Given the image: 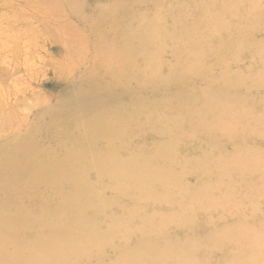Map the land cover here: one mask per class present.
I'll use <instances>...</instances> for the list:
<instances>
[{"label": "rangeland", "instance_id": "obj_1", "mask_svg": "<svg viewBox=\"0 0 264 264\" xmlns=\"http://www.w3.org/2000/svg\"><path fill=\"white\" fill-rule=\"evenodd\" d=\"M34 1L35 0L28 1V4L30 5L29 16L31 17V20L32 17L34 19V21L32 20V24L28 28L29 32L27 31L28 35L26 36L27 45L28 43L30 45H28V60L30 58V67L28 72L23 69L24 57L22 56V41H18V38H15L17 37V31L18 33H20L21 31V28L19 27L20 25L15 26V28L9 27L10 29H8V27H5L4 34L7 35L8 39L4 38L6 37V35H1V47L3 48L4 45L8 47V45H10L11 49L8 50L10 57L7 58L1 55L2 60L5 58L7 59L1 61L3 65H1L0 62V94L2 95H0V110L2 111H0V122H2L0 123V142L3 143H0V148L2 147V149H0V155H2L0 158V162L3 161V164L0 163V172L2 171V173H0V186H2L0 187V191L3 189L0 192V199L4 196V194V197H6L0 200V207L2 208V211L0 210V228L3 226V229H0V264H188L189 262V264H263L264 89L259 88V86L261 87L262 84V87H264V0H139L141 2H137L138 0H103V2L102 0H80V2L79 0ZM59 1L62 3H59ZM111 2H113L114 4L111 5ZM58 4L62 5L58 7ZM77 4L81 9L77 6ZM95 5L97 6L94 7ZM46 6H51L53 11L55 12V15L54 13L51 14L53 12L52 10L51 12H48V10H50L51 8H48ZM72 7H74V9ZM104 7L106 9H104ZM73 10H75V12H73ZM152 10H155L156 18L153 13L154 11L152 12ZM63 11H67V13L65 12L63 14ZM71 11L73 13H70ZM81 14H84V16H82ZM35 17H38L40 20L37 21L38 18L36 19ZM141 18L149 19V26L148 28L143 30L145 34L141 30H139V34L137 33L138 35L136 34L134 36L132 35V32L141 21ZM56 19H58V21ZM114 19L116 20L114 21ZM39 21H43L45 25H39ZM51 21L54 23H52ZM92 21L97 24H93ZM99 21H103V23ZM66 22L70 25H68ZM92 24L95 25V29L94 27H90L93 26ZM54 29L55 32L53 31ZM88 29H92L93 31H90ZM65 30H67V32H65ZM35 31L38 32L36 33ZM96 31L98 34L96 33ZM8 32L10 35L8 34ZM30 32L31 34L29 35ZM34 33H36V35ZM32 34L33 36H31ZM52 34L55 37H53ZM126 35L127 41L124 40ZM130 35H132V37L131 39H128ZM34 36H37L38 38ZM64 37H66L68 40ZM13 38H15L16 42ZM227 38L231 39L234 42L233 46L223 47V45L225 44L224 41ZM79 39L82 41L79 42ZM239 39L242 41V46H240L241 44ZM30 40L32 41L30 42ZM122 40L127 42L129 51H132L133 53L138 49L141 42L144 44L145 52L141 57L138 58V63L140 67H145V71L139 66H134V64L130 66L131 69L135 70V72H132L133 74L131 73V75L136 76V78L138 77L131 84L133 88H136V92L134 91L132 94H127L130 97H127V95L122 97V99H120L121 103L117 102L116 104H108L107 109H109L105 110L106 113L103 114L105 112L103 111V108L106 109V107H103L101 110V107L89 106L87 105V103H93V101L101 91V86L103 87V91L107 89L103 85L104 83L102 74H104L105 72L103 70V64L109 62L108 64L110 65L111 59H108L107 57L105 59L106 55H104V52L107 50V48L109 47L108 45L111 42L120 45L122 43ZM37 41L40 43H38ZM39 45L43 50L38 47ZM62 46L65 47L63 48ZM16 48L19 51L15 50ZM32 48L35 49V52ZM234 48H236V50H234ZM150 50H155V55L154 51L151 52ZM106 52H108V50ZM99 55L102 57H100ZM168 61L171 64H169V66ZM37 62L39 65L37 64ZM5 63L7 64V66L4 67ZM146 63L149 65H147ZM101 64L102 67H100ZM153 64L154 66H156L155 69H153L154 67L151 68ZM32 65L34 67H32ZM146 67L149 70L146 69ZM193 67L195 69L193 72H191L190 69ZM230 67H232L233 70L230 73L232 75L227 76L226 78L221 77L223 75V72H228V69ZM235 68H238L237 71ZM94 69L95 71H93ZM152 69L154 70L153 72H151ZM142 70L145 73H142ZM156 70L158 71V73H156ZM6 71L9 72V75H7L8 72L6 73ZM87 71L90 75L87 74ZM91 71L92 73H90ZM148 71L151 73H149ZM139 73L141 75H139ZM154 73L157 75L155 76ZM85 74H87V77ZM167 74L173 75V77H171L170 79L161 80V78L163 76H166ZM255 75H257V77ZM88 76H92L89 77L92 82L88 78ZM241 76L242 78H244V80H242ZM14 77H19V79ZM80 77L81 79H79ZM235 77L237 78V80ZM13 79L15 80V82ZM158 80L161 82H159ZM255 82L257 83L254 84ZM69 83L71 86L69 85ZM96 86H98V88H96ZM69 87L70 90H68ZM155 87H157L158 89H156ZM21 88L23 89L22 91ZM247 88L250 91H247ZM75 90L78 91L76 92ZM117 90L118 89L115 88L113 92L116 91L115 93H119ZM150 90L152 91L150 92ZM162 90L164 92H162ZM233 90L237 94H235ZM66 92L68 95L66 94ZM78 92L82 93L79 94ZM204 92L208 96H205ZM7 93L9 96L7 95ZM59 94H61L60 98L62 100H59ZM139 94L143 95L142 98L138 97ZM225 94L227 97L225 96ZM144 95H146L148 98H145L146 96ZM158 95L162 99H160ZM153 96H155V98ZM78 97H80L81 99H86L81 100ZM19 100L22 102H20ZM204 100L207 101V106L205 104L206 101ZM134 101L135 103L138 101V105H136ZM142 101H144V103ZM169 101L170 103H168ZM56 102H59L57 103L58 105L55 104ZM81 103H83L84 106H81ZM139 103L141 104L140 107L142 109L138 108L140 105ZM61 104L64 105L62 106ZM76 104L78 105L76 106ZM119 104L121 105V107ZM73 105L76 108H73ZM114 105L116 106L114 107ZM122 105L123 110H125L124 112H122ZM158 105L160 107H158ZM166 105L168 106L167 108L165 107ZM44 106L49 109H46ZM69 106H71L72 108ZM144 106H147V108ZM25 107H27L28 109H25ZM53 107L57 108V110L55 108L52 109ZM137 108L140 109V111ZM43 110L48 111L43 113ZM116 110L118 111V113L116 112ZM89 111L91 113H89ZM113 111L115 112V114H113ZM134 111L136 114L133 113ZM242 111L244 112L242 113ZM53 112L56 114L54 115ZM100 112L105 117H109L113 122L107 121V118L106 120L105 118L103 119L102 117L104 116H100ZM139 112L141 113L139 114ZM198 112L200 114L199 116ZM94 113L98 114L95 115ZM120 113L123 114L124 119L128 121L125 122L124 119L120 121V119L123 118ZM143 113L146 116H144ZM48 114L50 116H48ZM42 115H44L45 117ZM56 115L57 117H55ZM128 115L132 117L131 119L133 121L129 120L130 117H128ZM81 116L84 118L82 119ZM94 116L95 120L93 119ZM110 116H114L113 119ZM116 116L120 118L118 119L119 122L116 121ZM134 116H138L137 119ZM202 116L204 117V119ZM49 117L51 118V120ZM155 117L157 120L155 119ZM97 118L101 119L103 124L102 122H99L101 120ZM79 119H81L82 122ZM89 119L90 121H88ZM148 119L152 124L151 126ZM135 120H137V123L135 122ZM152 120L156 121L153 122ZM53 121L55 124L53 123ZM157 121H160L159 124ZM75 122H77L78 125L74 124ZM80 122L83 126L80 124ZM86 122L91 123L89 126H86ZM132 122H134L136 125H138L140 122L142 123L141 125L136 126ZM161 122L163 123L160 124ZM50 123H52L53 126H49L52 125ZM146 123L149 125H146ZM107 125H111V127L115 129L110 128L109 126L107 128ZM123 125L126 129L123 127ZM127 125L130 127H128ZM76 126H79V128H77ZM116 126H122L123 131L121 127L117 128ZM52 127L53 129H51ZM159 127L160 130L157 129ZM70 128L71 130H68ZM5 129H7V132ZM40 129L41 131L44 130L45 132H41ZM87 129L90 133V136L87 132ZM90 129H92L93 131L95 130V132L97 131L96 136H92V134H94L95 132H90ZM111 129H113V131ZM31 130L32 133L29 134ZM116 130L118 132L120 131V135ZM102 131L106 135L103 134ZM183 131H185L186 133ZM124 132L128 135H125ZM79 133H81L82 135ZM111 133H113L114 136ZM83 134H86L87 143L85 138L83 140H79L80 138H83ZM100 135L101 137L98 138ZM115 135L117 137H115ZM14 136L16 139L14 138ZM38 136L40 140L38 139ZM64 136H66L67 138ZM111 136L114 139L116 138L117 140H122L120 141V143H118L116 139L115 141L114 139L111 140ZM119 136L122 137L119 139ZM72 137L77 140H74ZM88 137L89 139L90 137L91 139H93L88 140ZM129 138L132 140H130ZM161 139L162 141L165 140V143H163ZM231 139L233 140V142H231ZM28 140H30V143L28 142ZM73 140L77 142L80 141L81 143L79 142V145L75 144L70 147V143H72ZM17 141H19V143ZM22 142L23 144H21ZM58 142L60 146L58 145ZM127 142H129V144ZM37 143L39 144V146L41 145L40 148H44L38 150V153L36 151L37 149H39ZM107 143L109 145H107ZM117 143L120 146L122 143L124 145L122 144L123 146L120 147ZM43 144L46 147H43ZM84 144H87L86 146L89 147V149L86 146V148H84ZM90 144H92L93 147ZM94 144H96L99 148L97 146H94ZM115 145L116 147L117 145L119 147L115 148ZM6 146L11 150H9ZM20 146L23 147V149ZM66 146H69L68 149ZM35 147L36 150L34 149ZM49 147H51V149L47 150L46 148ZM138 147L140 148L138 149ZM195 147L196 149H194ZM121 148L125 151H123ZM199 148H201L202 150ZM5 149L7 152H9L8 155L10 156L8 157L10 159L6 156L7 152L5 154ZM79 149L83 150H80L79 153ZM96 149L99 152V156L96 153ZM49 150H52L51 153L48 152ZM108 150H110L111 154L109 153V156H111L112 158H108V153L107 156L105 155V152H109ZM1 151H3L4 153ZM19 152L21 153V155ZM77 152L79 155H77ZM81 153L84 155V157H82L83 155ZM116 153L117 157L115 156ZM155 153L157 154L155 155ZM206 154L208 156H206ZM14 155L20 157V160L18 158V162H15V160H17L16 158L13 159ZM36 155L38 156L35 159ZM45 156L47 157V159ZM65 156H67V158ZM79 156L82 160H80V158H77ZM90 156L91 159H89ZM120 156L122 157V160H124H120L122 163H124V166L121 163L117 162V160L119 161V159H121H117ZM124 156H128V159ZM160 156H162L161 158L163 159V161L161 160V158H159ZM26 157L29 160H27ZM38 157L40 159L44 157L45 159L41 162ZM85 157H87L88 159L86 158L87 160H84ZM105 157L106 159L104 161ZM21 158H23V160H25V162L27 163H23L24 161ZM61 159L63 161H61ZM77 159L79 160V162ZM107 159H109L110 162ZM111 159L113 162L114 159H116L115 162L117 164H114L115 162L112 164ZM37 160L40 162H38ZM88 160L91 161L89 162ZM28 161L31 164L30 166ZM32 161L34 162L32 163ZM4 162L6 164H4ZM14 162L16 164L18 163V166ZM126 162L128 163V165L126 164ZM35 163L37 164V167ZM66 163L68 168L65 165ZM97 163L100 166H98ZM23 164L27 166H24V169L22 168ZM61 164L63 165V168L61 167ZM85 165L88 166L87 168L89 170H91L89 171L87 168H85ZM117 165L119 169L121 168V170L117 169ZM92 166L94 167L92 168ZM130 167L134 168L132 169ZM18 168H20V170ZM28 168L31 170H29ZM52 168H54L55 170ZM38 169H40V171ZM45 169L48 172H46ZM63 169L66 170L64 171ZM104 169H106V171H104ZM13 170L17 173H13ZM81 170L83 174L81 173ZM109 170H111L112 172ZM115 171L119 173V176H117L118 174ZM26 173L27 175H25ZM107 173L112 177L108 176ZM201 173L203 174L201 175ZM247 173L248 176L245 175ZM7 174L8 176L11 175V177L13 178H10V176L8 178ZM17 174H19V176ZM74 174L76 178L74 177ZM98 174L100 177H98ZM118 177H120V179ZM18 178L21 181H18ZM3 180L4 182H2ZM25 181H27V183ZM157 182H159L160 184L158 183V185L156 186ZM216 182H218L219 184H216ZM236 182H238V185H236ZM51 183L54 185H52ZM9 184L10 186L12 185V187H10ZM127 185L129 186V188L132 187V190L128 189ZM234 186H236V190L233 189ZM95 187L97 188V190ZM76 190L80 193V195H78V192ZM237 190L240 192H238ZM87 192L89 195L85 194ZM9 193H11L10 196ZM114 195V199L117 200H113L112 197ZM7 197L8 202H6V206L5 201L7 200ZM96 198L98 199V202L95 201L97 200ZM90 199L93 204H90V201H88ZM78 200L79 202H77ZM109 200L111 201L109 202ZM137 200H140L142 202H138ZM101 201L103 205L100 203ZM114 201L116 202L115 205ZM95 202L96 204L94 205ZM13 207L17 209H14ZM90 207H92L93 212L91 211L92 209ZM95 207L99 208L96 209ZM97 210L100 211L97 212ZM145 211H147L148 213ZM139 212L140 214H138ZM3 213L4 216H2ZM92 215H94V218H96L94 219ZM8 216H12L13 218H8ZM123 220H127L128 223ZM24 221L26 224L24 223ZM178 223L179 225L177 226ZM125 224L127 225L124 226ZM5 225L7 229H11V231L5 229ZM12 226L13 228H11ZM14 228L17 230H14ZM37 228L42 230L40 231ZM5 230H7L6 234ZM99 234L102 235L100 236ZM103 234H105V236ZM155 234L157 235V237L155 236ZM160 235L162 236V238ZM108 236H110V239H108ZM79 240H81L82 243H80ZM34 244L36 246H34ZM169 244H171L172 246ZM190 245L192 247L191 250L189 249ZM38 246L40 247L38 248ZM117 246L120 247L118 248ZM112 247H114L115 249ZM125 247L129 252L125 251ZM131 249L133 250L131 251ZM104 252H106L108 255ZM100 254L101 256H99ZM43 255L46 260L43 259L44 257L41 258ZM135 255L136 257H134ZM129 257L131 261L128 260ZM253 259H256V261H254Z\"/></svg>", "mask_w": 264, "mask_h": 264}, {"label": "bare ground", "instance_id": "obj_2", "mask_svg": "<svg viewBox=\"0 0 264 264\" xmlns=\"http://www.w3.org/2000/svg\"><path fill=\"white\" fill-rule=\"evenodd\" d=\"M28 1H29V0H28ZM28 1H27V0H1V1H0V4H1V5H0V43H1V39H2V38H1V35L4 34L5 27H8V29H10L9 27H13V28H15V26L20 25L19 27L21 28V31H20L21 34L18 33V31H17V33H16V36H17V37H15V38H18V39H17L18 41H19V40L22 41V46H23V49H22V56L24 57V58H23V69H24L26 72H28L29 67H30V66H29V65H30V61H29L30 58H29V60H28V45H29V43H28V45H27V42H26V36L28 35V34H27V31H28V28L30 27V25L32 24V20L34 21L33 17H32V20H31V17L29 16V15H30V14H29V12H30V11H29V7H30V5L28 4ZM31 1H32V0H31ZM35 1H36V0H35ZM35 1H34V2H35ZM37 1H38V0H37ZM45 1H46V0H45ZM77 1H78V0H77ZM100 1H101V0H100ZM106 1H107V0H106ZM112 1H113V0H112ZM121 1H122V0H121ZM142 1H143V0H142ZM26 2H27V4H26ZM79 2H80V0H79ZM94 2H95V1H94ZM102 2H103V0H102ZM108 2H109V1H108ZM114 2H115V1H114ZM116 2H117V1H116ZM132 2H134V1H132ZM137 2H141V1L138 0ZM173 2H174V1H173ZM199 2H200V1H199ZM202 2H203V1H202ZM259 2H260V1H259ZM37 3H38V2H37ZM51 3H52V2H51ZM59 3H62V2L59 1ZM63 3H64V2H63ZM66 3H67V2H66ZM77 3H78V2H77ZM176 3H177V2H176ZM49 4H50V3H49ZM69 4H70V3H69ZM72 4H74V3H72ZM106 4H107V3H106ZM106 4H105V5H106ZM112 4H114V3L111 2V5H112ZM124 4H125V3H124ZM132 4H133V3H132ZM38 5H39V4H38ZM44 5H45V4H44ZM58 5H59V4H58ZM58 5H56V6H58ZM60 5H62V4H60ZM60 5H59L58 7H60ZM79 5H80V4H79ZM164 5H165V4H164ZM70 6H71V5H70ZM77 6H78V4H77ZM96 6H97V5H95L94 7H96ZM123 6H124V5H123ZM155 6H156V5H155ZM196 6H197V4H196ZM46 7H48V6H46ZM49 7L51 8V6H49ZM49 7H48V8H49ZM78 7L80 8V6H78ZM37 8H38V7H37ZM72 8L74 9V7H72ZM88 8H89V7H88ZM99 8H100V7H99ZM128 8H129V7H128ZM163 8H164V7H163ZM167 8H168V6H167ZM173 8H174V7H173ZM35 9H36V8H35ZM38 9H39V8H38ZM63 9H64V8H63ZM63 9H62V10H63ZM77 9H78V8H77ZM80 9H81V8H80ZM80 9H79V10H80ZM104 9H106V8L104 7ZM108 9H109V8H108ZM164 9H165V8H164ZM4 10H6V11H4ZM51 10L53 11V9L51 8L50 10H48V12H49V11L51 12ZM155 10H156V9H155ZM155 10H152V12L154 11V12H153V13H154V16L156 15V14H155ZM252 10H254V9H252ZM39 11H40V10H39ZM69 11H70V10H69ZM88 11H89V10H88ZM92 11H93V10H92ZM143 11H144V10H143ZM179 11H180V10H179ZM65 12L67 13V11H65ZM65 12L63 11V14H64ZM73 12H75V10H73ZM73 12L71 11L70 13H73ZM99 12H100V11H99ZM115 12H118V11H115ZM132 12H133V11H132ZM165 12H166V11H165ZM175 12H176V11H175ZM53 13H54V15H55V12H54V11H53L51 14H53ZM78 13H79V12H78ZM80 13H81V12H80ZM94 13H95V12H94ZM146 13H147V12H146ZM171 13H172V12H171ZM252 13H253V12H252ZM41 14H42V13H41ZM47 14H48V13H47ZM74 14H75V13H74ZM92 14H93V13H92ZM101 14H102V13H101ZM118 14H119V13H118ZM253 14H254V13H253ZM48 15H49V14H48ZM81 15H82V14H81ZM102 15H103V14H102ZM105 15H106V14H105ZM116 15H117V14H116ZM146 15H147V14H146ZM172 15H173V14H172ZM176 15H177V13H176ZM179 15H180V13H179ZM179 15H178V16H179ZM40 16H41V15H40ZM73 16H74V15H73ZM82 16H84V14H83ZM94 16H95V15H94ZM106 16H107V15H106ZM214 16H215V15H214ZM49 17H51V16H49ZM76 17H77V16H76ZM80 17H81V16H80ZM122 17H123V16H122ZM152 17H153V16H152ZM35 18H36V17H35ZM37 18H38V17H37ZM37 18H36V19H37ZM53 18H54V17H53ZM65 18H66V14H65ZM77 18H78V17H77ZM98 18H99V17H98ZM107 18H108V17H107ZM114 18H115V17H114ZM155 18H156V16H155ZM254 18H255V17H254ZM54 19H55V18H54ZM63 19H64V16H63ZM78 19H79V18H78ZM89 19H90V18H89ZM108 19H109V18H108ZM118 19H119V17H118ZM121 19H122V18H121ZM121 19H120V20H121ZM38 20H40V19L38 18L37 21H38ZM56 20L58 21V19H56ZM59 20H60V18H59ZM81 20H82V19H81ZM81 20H80V21H81ZM115 20H116V19H114V21H115ZM215 20H216V19H215ZM35 21H36V20H35ZM48 21H49V20H48ZM61 21H62V19H61ZM89 21H90V20H89ZM93 21H94V20H93ZM93 21H92V22H93ZM173 21H174V20H173ZM228 21H229V19H228ZM51 22H52V21H51ZM63 22H64V20H63ZM81 22H82V21H81ZM99 22H102V23H103V21H99ZM112 22H113V21H112ZM112 22H111V23H112ZM116 22H117V21H116ZM52 23H54V22H52ZM66 23H67V22H66ZM85 23H86V22H85ZM87 23H88V21H87ZM87 23H86V24H87ZM94 23H95V22H93V24H94ZM102 23H101V24H102ZM149 23H150V20H149V19H147V18L142 19V18H141V21L139 22V24H138L137 26L135 25V26H136L135 29L132 27V28L134 29V31L132 32V35L135 36V35L138 33L139 30H141V31L143 32V30H145L146 28H148V26H149L148 24H149ZM175 23H176V22H175ZM262 23H263V22H262ZM33 24H34V23H33ZM38 24L41 25V26H42V25H43V26L45 25L43 21H39ZM46 24H47V23H46ZM56 24H57V23H56ZM60 24H61V23H60ZM67 24H68V23H67ZM90 24H91V23H90ZM93 24H92V25H93ZM95 24H97V23H95ZM104 24H105V23H104ZM124 24H125V23H124ZM250 24H251V23H250ZM54 25H55V24H54ZM68 25H70V24H68ZM116 25H117V24H116ZM153 25H154V24H153ZM228 25H229V23H228ZM253 25H254V24H253ZM35 26H36V24H35ZM49 26H50V24H49ZM55 26H56V25H55ZM64 26H65V25H64ZM71 26H72V25H71ZM94 26H95V25L90 26V27L93 28ZM98 26H99V25H98ZM105 26H106V25H105ZM105 26H104V27H105ZM110 26H111V24H110ZM110 26H109V27H110ZM68 27H69V26H68ZM90 27H89V28H90ZM96 27H97V26H96ZM102 27H103V26H102ZM109 27H108V28H109ZM17 28H18V27H17ZM20 28H19V29H20ZM47 28H48V27H47ZM55 28H56V27H55ZM72 28H73V27H72ZM87 28H88V27H87ZM108 28H107V29H108ZM132 28H131V29H132ZM178 28H179V27H178ZM11 29H12V28H11ZM60 29H61V28H60ZM74 29H75V28H74ZM77 29H78V27H77ZM77 29H76V30H77ZM94 29H95V27H94ZM115 29H116V28H115ZM131 29H130V30H131ZM186 29H187V28H186ZM206 29H207V28H206ZM6 30H7V28H6ZM29 30H30V29H29ZM46 30H47V29H46ZM76 30H75V31H76ZM81 30H82V29H81ZM88 30L91 31L92 29H88ZM249 30H250V29H249ZM53 31L55 32V29H54ZM92 31H93V30H92ZM115 31H116V30H115ZM194 31H195V30H194ZM28 32H29V31H28ZM33 32H34V30H33ZM35 32H36V31H35ZM37 32H38V31H37ZM37 32H36V33H37ZM39 32H40V30H39ZM61 32H62V31H61ZM65 32H67V30H65ZM68 32H69V31H68ZM98 32H99V31H98ZM250 32H251V31H250ZM250 32H249V33H250ZM5 33H6V32H5ZM12 33H13V32H12ZM12 33H11V35H12ZM36 33H34V34L36 35ZM47 33H48V32H47ZM62 33H63V32H62ZM91 33H92V32H91ZM93 33H94V32H93ZM96 33H97V31H96ZM101 33H102V32H101ZM110 33H111V32H110ZM143 33H144V32H143ZM8 34H9V32H8ZM30 34H31V32L29 33V35H30ZM66 34H67V33H66ZM70 34H71V33H70ZM82 34H83V33H82ZM97 34H98V33H97ZM113 34H116V33H113ZM138 34H139V33H138ZM138 34H137V35H138ZM144 34H145V33H144ZM210 34H211V33H210ZM4 35H6V34H4ZM9 35H10V34H9ZM37 35H38V34H37ZM40 35H41V34H40ZM52 35H53V34H52ZM55 35H56V34H55ZM74 35H75V34H74ZM95 35H96V34H95ZM132 35H130V36L128 37V39H131ZM249 35H250V34H249ZM31 36H33V34H32ZM38 36H39V35H38ZM45 36H46V35H45ZM62 36H63V35H62ZM67 36H68V35H67ZM71 36H72V35H71ZM75 36H76V35H75ZM91 36H92V34H91ZM101 36H102V34H101ZM111 36H112V34H111ZM13 37H14V36H13ZM34 37H37V36H34ZM53 37H55V36L53 35ZM77 37H78V36H77ZM115 37H116V36H115ZM142 37H143V35H142ZM142 37H140V38H142ZM227 37H228V36H227ZM4 38H7V39H8L7 35H6V37H4ZM15 38H13V39L15 40ZM31 38H32V37H31ZM31 38H30V39H31ZM37 38H38V37H37ZM37 38H36V39H37ZM43 38H45V37H43ZM64 38H66V37H64ZM83 38H84V36H83ZM92 38H93V37H92ZM48 39H49V38H48ZM66 39H67V38H66ZM93 39H94V38H93ZM102 39H103V38H102ZM148 39H149V38H148ZM237 39H238V38H237ZM237 39H235V40H237ZM52 40H53V39H52ZM54 40H55V39H54ZM67 40H68V39H67ZM79 40H80V39H79ZM86 40H88V39H86ZM115 40H116V39H115ZM118 40H119V39H118ZM124 40L127 41V35L125 36ZM140 40H141V39H140ZM153 40H154V39H153ZM167 40H168V39H167ZM170 40H171V39H170ZM183 40H184V39H183ZM239 40H240V39H239ZM3 41H4V40H3ZM28 41H29V39H28ZM31 41H32V40H30V42H31ZM35 41H36V40H35ZM55 41H56V40H55ZM55 41H54V43H55ZM81 41H82V40H80L79 42H81ZM92 41H93V40H92ZM126 41H123V40H122V43H121L120 45L111 42V43L108 45L109 47L107 46V47H108V48H107L108 52H106V51H107V50H106V51L104 52V55H106V56H105V59H106V57H107L108 59H111V60H110V65L108 64L109 62H108V63L106 62V63H104V64L102 63L103 66H104V67H103V68H104L103 70H104L105 72H104V74H102L103 76L101 75L102 78H103V83H104L103 85H104V87H106L107 89L103 91V87L101 86V91H100V93L98 94V96L96 97V99L93 101L92 104L87 103V105H89V106H97V107H101V110H102L103 107H106V109L103 108V109H104L103 111H105V110H108V109H109V108L107 109L108 104L110 105V104H116L117 102L119 103V102H120V99H122V97H124L125 95H127V94H132L134 91L136 92V88H133V86H132L131 84H132V82H133L134 80H136L138 77L136 78V76H132V75H131V73H132V72L134 73L135 70H134V69H131L130 66H131L132 64H134V66H135V65H136V66H139L138 58L141 57V56L144 54V52H145V48H144V44L141 42V44H139L138 49L133 53L132 51H129V47H128ZM142 41H143V40H142ZM9 42H10V41H9ZM12 42H14V41H12ZM15 42H16V40H15ZM37 42H38V41H37ZM42 42H44V41H42ZM5 43H6V42H5ZM38 43H40V42H38ZM95 43H96V41H95ZM103 43H104V42H103ZM116 43H117V42H116ZM224 43H225V44L223 45V47H226V46H227V47H231V46L234 45V42H233L231 39H229V38H227V39L224 41ZM235 43H236V41H235ZM241 43H242V41L240 40V44H241ZM8 44H10V43H8ZM30 44H31V43H30ZM34 44H35V43H34ZM34 44H33V45H34ZM51 44H52V41H51ZM62 44H63V43H62ZM92 44H93V43H92ZM152 44H153V43H152ZM18 45H19V44H18ZM20 45H21V44H20ZM31 45H32V44H31ZM150 45H151V43H150ZM173 45H174V44H173ZM201 45H202V44H201ZM238 45H239V44H238ZM255 45H256V44H255ZM29 46H30V45H29ZM36 46H37V45H36ZM69 46H70V45H69ZM95 46H96V45H95ZM145 46H146V45H145ZM148 46H149V45H148ZM240 46H242V44H241ZM244 46H245V45H244ZM253 46H254V45H253ZM14 47H15V46H14ZM33 47H34V46H33ZM38 47H40V45H39ZM62 47H63V46H62ZM64 47H65V46H64ZM64 47H63V48H64ZM101 47H102V46H101ZM210 47H211V46H210ZM210 47H209V48H210ZM234 47H236V46H234ZM17 48H18V47H17ZM17 48H16L15 50H18ZM40 48H41V47H40ZM40 48H39V49H40ZM244 48H245V47H244ZM10 49H11L10 45H8V47H7L6 45H4L3 48H2L1 45H0V62L3 61V60H5V59H7L8 57H10V55H9V51H8V50H10ZM32 49H33V48H32ZM92 49H93V48H92ZM239 49H241V48H239ZM33 50H34V52H35V49H33ZM33 50H32V51H33ZM41 50H43V49L41 48ZM98 50H99V48H98ZM103 50H104V48H103ZM210 50H211V49H210ZM214 50H215V49H214ZM234 50H236V48H234ZM234 50H233V53H234ZM18 51H19V50H18ZM36 51H39V50H36ZM92 51H93V50H92ZM96 51H97V50H96ZM101 51H102V50H101ZM150 51H151V50H150ZM153 51H154V55H155V52H156V51H155V50H153ZM153 51H151V52H153ZM216 51H217V50H216ZM13 52H14V50H13ZM94 52H95V51H94ZM94 52H93V53H94ZM239 52H240V51H239ZM29 53H31V52H29ZM69 53H70V52H69ZM95 53H96V52H95ZM99 53H100V52H99ZM10 54H11V53H10ZM36 54H38V53H36ZM45 54H46V53H45ZM217 54H218V52H217ZM239 54H240V53H239ZM1 55L4 56V57H7V58H5V59L2 60ZM20 55H21V54H20ZM152 55H153V54H152ZM63 56H64V54H63ZM99 56H100V55H99ZM165 56H166V55H165ZM4 57H3V58H4ZM19 57H20V56H19ZM100 57H102V56H100ZM222 57H223V56H222ZM222 57H221V58H222ZM258 57H259V55H258ZM40 58H41V57H40ZM40 58H39V59H40ZM44 58H46V57H44ZM143 58H144V57H143ZM154 58H155V57H154ZM154 58H152V59H154ZM156 58H157V56H156ZM238 58H239V57H238ZM254 58H255V57H254ZM18 59H19V58H18ZM42 59H43V58H42ZM42 59H41V60H42ZM100 59H101V58H100ZM255 59H256V58H255ZM260 59H261V58H260ZM16 60H17V58H16ZM31 60H32V57H31ZM49 60H50V58H49ZM98 60H99V59H98ZM169 60H170V59H169ZM232 60H233V58H232ZM253 60H254V59H253ZM96 61H97V59H96ZM4 62H5V61H4ZM43 62H44V61H43ZM156 62H157V61H156ZM9 63H10V61H9ZM31 63H32V62H31ZM221 63H222V62H221ZM240 63H241V62H240ZM17 64H18V63H17ZM33 64H34V63H33ZM37 64H38V62H37ZM102 64H101L100 67H102ZM146 64H147V63H146ZM157 64H158V63H157ZM169 64H170V63H169V61H168V66H169ZM173 64H174V63H173ZM201 64H202V63H201ZM223 64H227V63H223ZM238 64H239V63H238ZM254 64H255V63H254ZM256 64H257V63H256ZM258 64H259V63H258ZM1 65H3L2 62H1ZM13 65H14V64H13ZM38 65H39V64H38ZM147 65H149V64H147ZM170 65H171V64H170ZM199 65H200V64H199ZM263 65H264V63H263ZM263 65H261V66H263ZM5 66H7L6 63H5V65H4V67H5ZM8 66H9V65H8ZM15 66H16V65H15ZM46 66H47V65H46ZM95 66H96V65H95ZM201 66H202V65H201ZM237 66H238V65H237ZM255 66H256V65H255ZM11 67H12V66H11ZM32 67H34V66L32 65ZM97 67H98V65H97ZM139 67H140V66H139ZM153 67H154V68H153ZM155 67H156V66H154V64H153V66H152L151 68L155 69ZM232 67H233V66H232ZM232 67H230V68L228 69V72L224 71V72H223V75H222L221 77L226 78L227 76L232 75V74H230V73L233 71V70H232ZM243 67H245V66H243ZM21 68H22V67H21ZM45 68H46V67H45ZM140 68L144 69L145 67H144V68H143V67H140ZM169 68H170V67H169ZM181 68H182V67H181ZM202 68H203V67H202ZM4 69H5V68H4ZM15 69H16V68H15ZM136 69H137V68H136ZM146 69H148V68L146 67ZM153 69H152L151 72L154 71ZM194 69H195V68L193 67V68L190 69V71L193 72ZM235 69H236V68H235ZM237 69H238V68H237ZM237 69H236V71H237ZM6 70H7V69H6ZM10 70H11V69H10ZM138 70H139V69H138ZM148 70H149V69H148ZM150 70H151V69H150ZM176 70H177V69H176ZM240 70H241V69H240ZM8 71H9V70H8ZM8 71H6V73H7ZM15 71H16V70H15ZM93 71H95V69H94ZM142 71H143V70H142ZM144 71H145V69H144ZM144 71H143L142 73H145ZM247 71H248V70H247ZM258 71H259V70H258ZM87 72H88V71H87ZM137 72H138V71H137ZM139 72H140V71H139ZM148 72H149V71H148ZM151 72H149V73H151ZM90 73H92V71H91ZM93 73H94V72H93ZM95 73H96V72H95ZM133 73H132V74H133ZM146 73H147V72H146ZM156 73H158L157 70H156ZM207 73H208V72H207ZM233 73H234V72H233ZM248 73H249V72H248ZM260 73H262V72H260ZM11 74H12V73H11ZM14 74H15V73H14ZM42 74H43V73H42ZM87 74H89V72H88ZM87 74H85L86 77H87ZM154 74H155V73H154ZM255 74H256V72H255ZM7 75H9V72H8ZM26 75H27V74H26ZM82 75H83V73H82ZM89 75H90V74H89ZM135 75H136V74H135ZM139 75H141V74L139 73ZM139 75H138V76H139ZM146 75H147V74H146ZM148 75H149V74H148ZM156 75H157V74H155V76H156ZM198 75H199V74H198ZM204 75H205V74H204ZM19 76H20V75H19ZM31 76H32V75H31ZM101 76H100V77H101ZM255 76L257 77V75H255ZM7 77H8V76H7ZM9 77H10V76H9ZM27 77H28V76H27ZM89 77H92V76H88V78H89ZM100 77H99V78H100ZM171 77H173V75H168V74H167L166 76H163L162 78L159 77V78H161V80H162V79H170ZM192 77H193V76H192ZM209 77H210V76H209ZM236 77H237V75H236ZM236 77H235V78H236ZM261 77H262V74H261ZM14 78H18V79H19V77H14ZM21 78H23V77H21ZM24 78H25V76H24ZM84 78H85V77H84ZM84 78H83V79H84ZM88 78H87V79H88ZM148 78H149V77H148ZM241 78H242V76H241ZM38 79H39V78H38ZM79 79H81V77H80ZM89 79H90V78H89ZM89 79H88V80H89ZM100 79H101V78H100ZM153 79H157V78H153ZM219 79H220V78H219ZM248 79H249V78H248ZM262 79H263V78H262ZM262 79H259V80H262ZM13 80H14V79H13ZM24 80H25V79H24ZM90 80H91V79H90ZM93 80H94V79H93ZM138 80H139V79H138ZM173 80H174V79H173ZM236 80H237V78H236ZM242 80H244V78H242ZM25 81H26V80H25ZM68 81H69V80H68ZM83 81H84V80H83ZM83 81H82V82H83ZM158 81H159V80H158ZM14 82H15V80H14ZM20 82H21V81H20ZM32 82H33V81H32ZM34 82H35V81H34ZM88 82H90V81H88ZM91 82H92V80H91ZM117 82H118V83H117ZM159 82H161V81H159ZM162 82H163V81H162ZM0 83H1V82H0ZM27 83H28V82H27ZM80 83H81V82H80ZM116 83H117V84H116ZM187 83H188V82H187ZM242 83H243V82H242ZM256 83H257V82H255L254 84H256ZM76 84H77V83H76ZM84 84H85V83H84ZM86 84H87V81H86ZM92 84H93V83H92ZM92 84H90V85H92ZM136 84H137V83H136ZM151 84H153V83H151ZM165 84H167V83H165ZM196 84H197V83H196ZM66 85H68V84H66ZM69 85H70V83H69ZM80 85H81V84H80ZM134 85H135V84H134ZM137 85H138V84H137ZM148 85H149V84H148ZM203 85H204V84H203ZM210 85H211V84H210ZM12 86H13V85H12ZM17 86H18V85H17ZM23 86H24V85H23ZM30 86H31V85H30ZM62 86H63V85H62ZM70 86H71V85H70ZM78 86H79V85H78ZM83 86H84V85H83ZM157 86H158V84H157ZM173 86H174V85H173ZM237 86H239V85H237ZM240 86H241V85H240ZM21 87H22V86H21ZM28 87H29V86H28ZM28 87H27V88H28ZM35 87H36V86H35ZM79 87H80V86H79ZM84 87H85V86H84ZM87 87H89V86H87ZM111 87H113V88H111ZM148 87H149V86H148ZM150 87H151V86H150ZM201 87H202V86H201ZM203 87H204V86H203ZM242 87H244V86H242ZM77 88H78V87H77ZM96 88H98V86H96ZM115 88L118 89L117 91H118L119 93H115L116 91L113 92ZM155 88L158 89L157 87H155ZM204 88H205V87H204ZM224 88H225V86H224ZM226 88H227V87H226ZM234 88H235V86H234ZM245 88H246V87H245ZM249 88H250V87H249ZM256 88H257V85H256ZM259 88H263V89H264V87H262V84H261V87L259 86ZM28 89H29V88H28ZM71 89H72V88H71ZM79 89H81V88H79ZM82 89H83V88H82ZM161 89H162V88H161ZM163 89H164V87H163ZM200 89H201V88H200ZM207 89H208V88H207ZM221 89H222V88H221ZM221 89H220V90H221ZM251 89H252V88H251ZM7 90H8V89H7ZM10 90H11V89H10ZM17 90H18V88H17ZM22 90H23V89L21 88V91H22ZM24 90H25V88H24ZM61 90H63V89H61ZM68 90H70V87H69ZM73 90H74V89H73ZM201 90H202V89H201ZM244 90H245V89H244ZM248 90H249V89L247 88V91H248ZM28 91H29V90H28ZM71 91H72V90H71ZM75 91H76V90H75ZM77 91H78V90H77ZM77 91H76V92H77ZM80 91H81V90H80ZM148 91H149V90H148ZM151 91H152V90H150V92H151ZM154 91H155V89H154ZM159 91H160V90H159ZM208 91H209V90H208ZM235 91H236V90H235ZM247 91H246V92H247ZM249 91H250V90H249ZM0 92H1V91H0ZM8 92H9V91H8ZM18 92H19V91H18ZM24 92H25V91H24ZM82 92H83V91H82ZM82 92H81V93H82ZM111 92H112V93H111ZM140 92H141V91H140ZM143 92H144V91H143ZM157 92H158V91H157ZM162 92H164V91L162 90ZM166 92H167V91H166ZM166 92H165V93H166ZM224 92H225V91H224ZM226 92H227V91H226ZM233 92H234V90H233ZM238 92H239V91H238ZM246 92H245V93H246ZM263 92H264V91H263ZM4 93H5V92H4ZM22 93H23V92H22ZM78 93L81 94L80 92H78ZM110 93H111V94H110ZM165 93H164V94H165ZM234 93H235V92H234ZM242 93H243V91H242ZM258 93H259V92H258ZM11 94H12V93H11ZM30 94H31V93H30ZM66 94H67V92H66ZM72 94H73V92H72ZM137 94H138V93H137ZM142 94H143V93H142ZM149 94H150V93H149ZM169 94H170V93H169ZM175 94H176V93H175ZM201 94H202V93H201ZM235 94H237V93H235ZM246 94H247V93H246ZM251 94H252V93H251ZM261 94H262V93H261ZM0 95H1V94H0ZM7 95H8V93H7ZM25 95H26V94H25ZM67 95H68V94H67ZM74 95H75V94H74ZM133 95H134V94H133ZM162 95H163V94H162ZM162 95H161V96H162ZM171 95H172V94H171ZM202 95H203V94H202ZM204 95H205V96H208V95L205 94V92H204ZM1 96H2V95H1ZM8 96H9V95H8ZM60 96H61V94H59V100L61 99ZM69 96H70V95H69ZM76 96H77V94H76ZM128 96H129V95H127V97H128ZM142 96H143V95H140V94H139L138 97H141V98H142ZM144 96H146V95H144ZM158 96H159V95H158ZM168 96H169V95H168ZM225 96H226V94H225ZM241 96H242V94H241ZM254 96H255V95H254ZM25 97H26V96H25ZM70 97H71V96H70ZM74 97H75V96H74ZM129 97H130V96H129ZM134 97H135V96H134ZM134 97H133V98H134ZM136 97H137V96H136ZM153 97L155 98V96H153ZM162 97H163V96H162ZM164 97H165V95H164ZM195 97H196V96H195ZM226 97H227V96H226ZM226 97H224V98H226ZM233 97H234V96H233ZM237 97H238V95H237ZM243 97H244V96H243ZM243 97H242V98H243ZM247 97H248V96H247ZM250 97H252V96H250ZM263 97H264V96H263ZM8 98H9V97H8ZM17 98H18V97H17ZM68 98H69V97H68ZM68 98H67V99H68ZM72 98H73V97H72ZM76 98H77V97H76ZM78 98H80V97H78ZM145 98H148V97L146 96ZM159 98H160V96H159ZM197 98H198V97H197ZM203 98H205V97H203ZM240 98H241V97H240ZM2 99H3V98H2ZM4 99H5V98H4ZM65 99H66V98H65ZM65 99H64V100H65ZM80 99H81V98H80ZM82 99H86V98H82ZM82 99H81V100H82ZM128 99H129V98H128ZM131 99H132V98H131ZM138 99H139V98H138ZM160 99H162V98H160ZM191 99H192V98H191ZM199 99H200V98H199ZM199 99H198V101H199ZM247 99H248V98H247ZM251 99H252V98H251ZM0 100H1V98H0ZM15 100H16V99H15ZM28 100H29V99H28ZM56 100H58V99H56ZM61 100H62V99H61ZM64 100H63V102H64ZM76 100H77V99H76ZM133 100H134V99H133ZM135 100H136V99H135ZM146 100H149V99H146ZM164 100H165V99H164ZM201 100H202V99H201ZM244 100H245V99H244ZM261 100H262V99H261ZM3 101H4V100H3ZM8 101H9V100H8ZM19 101H20V100H19ZM65 101H66V100H65ZM70 101H72V100H70ZM83 101H84V100H83ZM83 101H82V102H83ZM123 101H124V100H123ZM128 101H129V100H128ZM130 101H131V100H130ZM152 101H153V100H152ZM160 101H161V100H160ZM162 101H163V100H162ZM166 101H167V100H166ZM166 101H165V102H166ZM204 101H206V100H204ZM210 101H211V100H210ZM212 101H213V100H212ZM216 101H217V97H216ZM245 101H246V100H245ZM20 102H22V101H20ZM20 102H19V103H20ZM27 102H28V101H27ZM60 102H61V101H60ZM63 102H62V103H63ZM80 102H81V101H80ZM80 102H79V103H80ZM84 102H85V101H84ZM84 102H83V103H84ZM106 102H107V103H106ZM137 102H138V101H137ZM137 102L135 103V101H134V103H135L136 105H138ZM142 102L144 103V101H142ZM142 102H141V103H142ZM222 102H223V99H222ZM57 103H59V102H56L55 104H57ZM69 103H70V102H69ZM77 103H78V101H77ZM83 103H81V104H82L81 106H84ZM120 103H121V102H120ZM147 103H148V102H147ZM155 103H156V101H155ZM160 103H161V102H160ZM166 103H167V102H166ZM168 103H170V101H169ZM193 103H195V102H193ZM203 103H204V102H203ZM203 103H202V104H203ZM245 103H246V102H245ZM256 103H257V102H256ZM4 104H5V103H4ZM139 104H140V103H139ZM145 104H146V103H145ZM158 104H159V103H158ZM185 104H186V103H185ZM205 104H206V106H207V101H206ZM210 104H211V103H210ZM224 104H225V103H224ZM228 104H229V103H228ZM235 104H236V103H235ZM42 105H44V104H42ZM57 105H58V104H57ZM61 105H62V104H61ZM63 105H64V104H63ZM63 105H62V106H63ZM67 105H68V103H67ZM67 105H66V106H67ZM69 105H70V104H69ZM77 105H78V104H76V106H77ZM119 105H120V104H119ZM126 105H127V103H126ZM132 105H133V104H132ZM136 105H135V106H136ZM142 105H144V104H142ZM156 105H157V104H156ZM167 105H168V104H167ZM167 105L165 106L166 108L168 107ZM54 106H55V105H54ZM66 106H64V107H66ZM71 106H72V105H71ZM71 106H69V107H71ZM73 106H74V105H73ZM79 106H80V105H79ZM112 106H113V105H112ZM115 106H116V105H114V107H115ZM140 106H141V104L139 105V107H138V106H137V107H138V108H141ZM188 106H189V105H188ZM18 107H19V106H18ZM44 107H45V106H44ZM44 107H43V109H44ZM51 107H52V106H51ZM55 107H56V106H55ZM55 107H53L52 109H54ZM57 107H58V106H57ZM69 107H68V108H69ZM120 107H121V105H120ZM132 107H133V106H132ZM144 107L147 108V106H144ZM158 107H160V106L158 105ZM26 108H27V107H25V109H26ZM45 108H46V107H45ZM58 108H59V107H58ZM71 108H72V107H71ZM73 108H76V107L74 106ZM79 108H80V107H79ZM110 108H111V107H110ZM112 108H113V107H112ZM138 108H137V109H138ZM153 108H154V107H153ZM161 108H162V107H161ZM161 108H160V109H161ZM216 108H218V107H216ZM226 108H227V107H226ZM18 109H19V108H18ZM27 109H28V108H27ZM46 109H49V108H46ZM55 109L57 110V108H55ZM98 109H99V108H98ZM116 109H117V107H116ZM124 109H125V108H124ZM141 109H142V108H141ZM163 109H164V108H163ZM221 109H222V108H221ZM240 109H241V108H240ZM5 110H6V109H5ZM29 110H30V109H29ZM41 110H42V109H41ZM56 110H55V111H56ZM65 110H66V108H65ZM71 110H72V109H71ZM79 110H80V109H79ZM89 110H90V109H89ZM111 110H113V109H111ZM122 110H123V105H122ZM138 110L140 111V109H138ZM144 110H145V109H144ZM150 110H152V109H150ZM153 110H154V109H153ZM194 110H195V109H194ZM210 110H211V109H210ZM229 110H230V109H229ZM0 111H1V110H0ZM47 111H48V110H46V111L43 110V113H45V112H47ZM52 111H53V110H52ZM55 111H54V112H55ZM77 111H78V110H77ZM80 111H81V110H80ZM87 111H88V110H87ZM103 111H102V112H103ZM114 111H115V110H114ZM114 111H113V112H114ZM124 111H125V110H123L122 112H124ZM126 111H127V110H126ZM1 112H2V111H1ZM54 112H53V113H54ZM60 112H61V111H60ZM69 112H70V111H69ZM92 112H93V110H92ZM110 112H111V111H110ZM113 112H112V113H113ZM116 112L118 113L117 110H116ZM151 112H152V111H151ZM153 112H155V111H153ZM160 112H162V111H160ZM226 112H227V111H226ZM232 112H233V111H232ZM243 112H244V111H242V113H243ZM21 113H22V112H21ZM49 113H50V112H49ZM63 113H64V112H63ZM89 113H91V112L89 111ZM98 113H99V111H98ZM98 113H96V114H98ZM100 113H101V112H100ZM105 113H106V111H105L103 114H105ZM108 113H109V112H108ZM125 113H126V112H125ZM133 113H135V111H134ZM140 113H141V112H139V114H140ZM156 113H157V112H156ZM2 114H3V113H2ZM55 114H56V113H54V115H55ZM58 114H59V111H58ZM83 114H84V113H83ZM94 114H95V113H94ZM96 114H95V115H96ZM113 114H115V112H114ZM120 114H121V113H120ZM128 114H129V113H128ZM135 114H136V113H135ZM139 114H138V115H139ZM226 114H227V113H226ZM240 114H241V113H240ZM240 114H239V115H240ZM30 115H31V114H30ZM84 115H85V114H84ZM99 115H100V114H99ZM99 115H98V116H99ZM121 115L123 116V114H121ZM143 115H144V113H143ZM158 115H159V114H158ZM199 115H200V114H199V112H198V116H199ZM202 115H203V114H202ZM2 116H3V115H2ZM42 116H44V115H42ZM48 116H50V115L48 114ZM89 116H90V115H89ZM92 116H93V115H92ZM98 116H97V117H98ZM100 116H104V115H102V113H101ZM100 116H99V117H100ZM108 116H109V115H108ZM111 116H112V115H111ZM111 116H110V117H111ZM117 116H118V115H117ZM117 116H116V118H117L116 121L119 122L118 119H120V118H118ZM139 116H140V115H139ZM144 116H146V115H144ZM147 116H149V115H147ZM198 116H197V117H198ZM207 116H208V115H207ZM207 116H206V117H207ZM240 116H241V115H240ZM244 116H245V115H244ZM44 117H45V116H44ZM51 117H52V116H51ZM55 117H57V115H56ZM70 117H71V115H70ZM77 117H78V116H77ZM81 117H82V116H81ZM113 117H114V116H113ZM113 117H111V118L113 119ZM126 117H127V116H126ZM126 117H125V118H126ZM128 117H130V118H129L130 121H133V120L131 119V118H132L131 116L128 115ZM128 117H127V118H128ZM134 117H136V116H134ZM137 117H138V116H137ZM137 117H136V119H137ZM157 117H158V116H157ZM202 117H203V116H202ZM25 118H26V117H25ZM49 118H50V117H49ZM60 118H61V117H60ZM65 118H66V117H65ZM83 118H84V117H82V119H83ZM86 118H87V117H86ZM88 118H89V117H88ZM94 118H95V116L93 117V119H94ZM100 118H101V117H100ZM102 118H103V119L105 118V120H106L107 117L104 116V117H102ZM127 118H126V119H127ZM144 118H146V117H144ZM149 118H150V117H149ZM216 118H217V117H216ZM241 118H242V117H241ZM243 118H244V117H243ZM13 119H14V118H13ZM47 119H48V118H47ZM47 119H46V120H47ZM66 119H67V118H66ZM97 119H99V118H97ZM97 119H96V120H97ZM107 119H108L107 121H111V119H110L109 117H108ZM123 119H124V116H123L122 119H120V121L123 120ZM134 119H135V118H134ZM155 119H156V117H155ZM203 119H204V117H203ZM20 120H21V119H20ZM50 120H51V118H50ZM53 120H54V119H53ZM76 120H77V119H76ZM79 120L81 121V119H79ZM79 120H78V121H79ZM94 120H95V119H94ZM99 120H101V119H99ZM99 120H98V121H99ZM124 120H125V119H124ZM156 120H157V119H156ZM156 120H154V121H156ZM195 120H196V119H195ZM198 120H199V118H198ZM198 120H197V121H198ZM40 121H41V120H40ZM54 121H55V120H54ZM54 121H53V123H54ZM58 121H59V119H58ZM58 121H57V122H58ZM67 121H69V120H67ZM78 121H77V122H78ZM88 121H90V119H89ZM114 121H115V119H114ZM126 121H128V120H125V122H126ZM148 121H149V119H148ZM152 121H153V120H152ZM154 121H153V122H154ZM26 122H27V121H26ZM36 122H37V121H36ZM43 122H44V121H43ZM46 122H47V121H46ZM49 122H51V121H49ZM61 122H62V121H61ZM61 122H60V123H61ZM77 122H75L74 124L78 125ZM81 122H82V121H81ZM81 122H80V124H81ZM99 122H102V120L99 121ZM111 122H113V121H111ZM135 122L137 123V120H135ZM138 122H139V121H138ZM143 122H144V121H143ZM157 122H158V124H159L160 121H157ZM157 122H156V123H157ZM0 123H2V122H0ZM31 123H32V121H31ZM34 123H35V121H34ZM58 123H59V122H58ZM88 123H89V124H88ZM88 123L86 122V126H89L91 122H88ZM116 123H117V122H116ZM132 123H134V122H132ZM141 123H142V122H140L138 125H141ZM149 123H150V121H149ZM162 123H163V122H161L160 124H162ZM214 123H215V122H214ZM26 124H27V123H26ZM50 124H52V123H50ZM54 124H55V123H54ZM70 124H71V123H70ZM98 124H99V123H98ZM102 124H103V122H102ZM106 124H107V123H106ZM106 124H105V126H106ZM109 124H110V123H109ZM125 124H126V123H125ZM134 124H135V123H134ZM0 125H1V124H0ZM19 125H20V124H19ZM37 125H38V124H37ZM61 125H62V124H61ZM65 125H66V124H65ZM72 125H73V124H72ZM81 125H82V124H81ZM128 125H129V123H128ZM128 125H127V126H128ZM135 125H136V124H135ZM138 125H136V126H138ZM146 125H149V124L146 123ZM151 125H152V124L150 123V126H151ZM251 125H252V124H251ZM31 126H32V124H31ZM42 126H43V125H42ZM49 126H53V124H52V125H49ZM73 126H74V125H73ZM82 126H83V125H82ZM108 126H109V125H107V128H108ZM133 126H134V125H133ZM56 127H57V125H56ZM60 127H61V126H60ZM65 127H66V126H65ZM76 127H77V126H76ZM109 127H110V128H113V127H111V125H110ZM116 127H117V126H116ZM118 127H121V129H122L123 127L125 128L124 125H123V127H122V126H118ZM118 127H117V128H118ZM128 127H130V126H128ZM139 127H140V126H139ZM0 128H1V127H0ZM29 128H30V127H29ZM39 128H41V127H39ZM43 128H44V127H43ZM74 128H75V126H74ZM74 128H73V129H74ZM77 128H79V126H78ZM86 128H87V127H86ZM97 128H98V127H97ZM110 128H109V129H110ZM132 128H133V127H132ZM165 128H166V127H165ZM31 129H32V128H31ZM48 129H49V127H48ZM51 129H53V127H52ZM60 129H61V128H60ZM75 129H76V128H75ZM81 129H82V128H81ZM113 129H115V128H113ZM113 129H111V130L113 131ZM119 129H120V128H119ZM121 129H120V130H121ZM125 129H126V128H125ZM136 129H138V128H136ZM157 129L160 130V127L157 128ZM169 129H170V128H169ZM5 130H6V132H7V129H5ZM23 130H24V129H23ZM46 130H47V129H46ZM68 130H71V128L68 129ZM76 130H77V129H76ZM161 130H162V129H161ZM26 131H27V130H26ZM40 131H41V129H40ZM42 131H44V130H42ZM42 131H41V132H42ZM54 131H55V129H54ZM60 131H61V130H60ZM72 131H73V130H72ZM83 131H84V130H83ZM85 131H86V129H85ZM85 131H84V132H85ZM92 131H93V130L90 129V132H92ZM116 131H117V130H116ZM122 131H123V129H122ZM122 131H121V134H122ZM124 131H125V130H124ZM129 131H130V130H129ZM185 131H186V130H185ZM185 131H183V132H185ZM220 131H221V130H220ZM250 131H251V128H250ZM14 132H15V131H14ZM16 132H17V131H16ZM18 132H19V130H18ZM18 132H17V133H18ZM44 132H45V131H44ZM64 132H66V131H64ZM79 132H80V130H79ZM84 132H83V133H84ZM87 132L89 133L88 129H87ZM94 132H95V130H94L92 133H94ZM96 132H97V131H96ZM96 132H95L94 134L91 133L92 136H93V135L96 136ZM160 132H164V131H160ZM186 132H187V131H186ZM186 132H185V133H186ZM3 133H4V132H3ZM12 133H13V131H12ZM24 133H25V132H24ZM31 133H32V130L30 131L29 134H31ZM56 133H57V132H56ZM69 133H71V132H69ZM69 133H68V134H69ZM102 133H103V131H102ZM117 133H119V135H120V131H119V132L117 131ZM117 133H116V134H117ZM128 133H129V132H128ZM191 133H192V131H191ZM193 133H194V132H193ZM36 134H37V133H36ZM39 134H40V133H39ZM41 134H42V133H41ZM43 134H44V133H43ZM66 134H67V133H66ZM73 134H74V133H73ZM77 134H78V133H77ZM77 134H76V135H77ZM79 134H81V133H79ZM86 134H87V133H86ZM86 134H85V135L83 134V138H82V139L80 138L79 140H83L84 138H85V140H86ZM98 134H100V133H98ZM103 134H105V133H103ZM111 134H113V133H111ZM124 134H125V132H124ZM159 134H161V133H159ZM182 134H183V133H182ZM14 135H15V134H14ZM23 135H24V134H23ZM45 135H46V134H45ZM71 135H72V134H71ZM74 135H75V134H74ZM81 135H82V134H81ZM105 135H106V134H105ZM105 135H104V136H105ZM125 135H128V134H125ZM163 135H164V134H163ZM219 135H220V134H219ZM222 135H223V134H222ZM12 136H13V135H12ZM26 136H27V135H26ZM26 136H25V138H26ZM42 136H43V135H42ZM57 136H58V135H57ZM78 136H79V135H78ZM89 136H90V133H89ZM92 136H91V137H92ZM95 136H94V137H95ZM104 136H103V137H104ZM113 136H114V134H113ZM123 136H124V135H123ZM159 136H160V135H159ZM166 136H167V134H166ZM180 136H182V135H180ZM243 136H244V135H243ZM245 136H246V134H245ZM4 137H5V136H4ZM4 137H3V138H4ZM19 137H20V136H19ZM22 137H24V136H22ZM40 137H41V136H40ZM52 137H53V136H52ZM64 137H66V136H64ZM80 137H81V136H80ZM91 137H90V139H91ZM100 137H101V135H100L98 138H100ZM115 137H117V136L115 135ZM121 137H122V136H121ZM121 137L119 136V139H120ZM124 137H125V136H124ZM126 137H127V136H126ZM218 137H219V136H218ZM3 138H2V139H3ZM6 138H7V137H6ZM14 138H15V136H14ZM41 138H42V137H41ZM48 138H49V137H48ZM66 138H67V137H66ZM66 138H65V139H66ZM72 138L74 139V137H72ZM72 138H71V139H72ZM95 138H96V137H95ZM111 138H112V136H111ZM15 139H16V138H15ZM23 139H24V138H23ZM30 139H32V138H30ZM38 139H39V136H38ZM38 139H37V140H38ZM65 139H64V140H65ZM90 139H89V137H88V140H90ZM92 139H93V138H92ZM92 139H91V140H92ZM101 139H102V138H101ZM113 139H114V138H112L111 140H113ZM115 139H116V138H115ZM115 139H114V141H115ZM129 139H130V138H129ZM129 139H128V140H129ZM164 139H165V138H164ZM186 139H188V138H186ZM6 140H7V139H6ZM18 140H19V139H18ZM24 140H25V139H24ZM24 140H23V141H24ZM35 140H36V139H35ZM39 140H40V139H39ZM42 140H43V139H42ZM45 140H48V139H45ZM45 140H44V141H45ZM64 140H63V141H64ZM67 140H68V139H67ZM74 140H77V139H74ZM74 140H73L72 143H70L71 145L69 144L70 147L73 146V145H75V144L79 145L78 143H79L80 141L77 142V141H74ZM96 140H97V139H96ZM96 140H95V141H96ZM102 140H103V139H102ZM121 140H122V139H120V140H117V139H116V141H117L118 143H120ZM130 140H132V139H130ZM21 141H22V140H21ZM44 141H43V142H44ZM52 141H53V140H52ZM60 141H62V140H60ZM69 141H70V140H69ZM124 141H125V139H124ZM155 141H156V140H155ZM161 141H162V139H161ZM164 141H165V140H164ZM164 141H162V142L165 143ZM179 141H180V140H179ZM17 142L19 143V141H17ZM24 142H25V141H24ZM28 142L30 143V140H28ZM32 142H33V141H32ZM37 142H38V141H37ZM40 142H42V141H40ZM64 142H65V141H64ZM64 142H63V143H64ZM83 142H84V141H83ZM89 142H91V141H89ZM176 142H177V141H176ZM180 142H181V141H180ZM231 142H233L232 139H231ZM0 143H1V142H0ZM38 143H39V142H38ZM38 143H37V144H38ZM63 143H62V144H63ZM80 143H81V142H80ZM86 143H87V140H86ZM92 143H93V142H92ZM114 143H115V142H114ZM118 143H117V144H118ZM127 143L129 144V142H127ZM132 143H133V142H132ZM158 143H159V142H158ZM163 143H162V144H163ZM166 143H167V142H166ZM183 143H184V142H183ZM237 143H238V142H237ZM240 143H241V142H240ZM1 144H3V143H1ZM6 144H7V143H6ZM9 144H10V143H9ZM21 144H23V142H22ZM39 144H40V143H39ZM39 144H38L39 149L36 150V147L34 148V149L37 151V153H38V150H40V149L42 148V147L40 148L41 145L39 146ZM46 144H47V143H46ZM52 144H53V142H52ZM65 144H66V143H65ZM104 144H105V143H104ZM122 144H123V143H122ZM122 144H121V146L124 145V144H123V145H122ZM125 144H126V143H125ZM10 145H11V144H10ZM30 145H31V144H30ZM35 145H36V144H35ZM50 145H51V144H50ZM56 145H57V144H56ZM58 145H59V142H58ZM58 145H57V146H58ZM63 145H64V144H63ZM86 145H87V144H86ZM86 145L84 144V148L87 147ZM90 145H92V144H90ZM90 145H89V146H90ZM105 145H106V144H105ZM107 145H109V144L107 143ZM118 145H119V144H118ZM118 145H117V147L120 146V145H119V146H118ZM126 145H127V144H126ZM140 145H141V144H140ZM186 145H187V144H186ZM52 146H53V145H52ZM59 146H60V145H59ZM85 146H86V147H85ZM94 146H97V145L94 144ZM121 146H120V147H121ZM127 146H128V145H127ZM194 146H195V145H194ZM231 146H232V145H231ZM6 147H7V146H6ZM6 147H5V148H6ZM10 147H11V146H10ZM20 147H21V146H20ZM25 147H26V146H25ZM43 147H46V146H44V144H43ZM55 147H56V146H55ZM55 147H53V148H55ZM66 147H67V146H66ZM68 147H69V146H68ZM68 147H67V149H68ZM76 147H77V146H76ZM92 147H93V145H92ZM97 147H98V146H97ZM103 147H104V146H103ZM117 147H116V145H115V148H117ZM191 147H192V146H191ZM196 147H197V146H196ZM196 147H195L194 149H196ZM198 147H200V146H198ZM232 147H233V146H232ZM3 148H4V147H3ZM7 148H8V147H7ZM21 148L23 149V147H21ZM28 148H29V147H28ZM53 148H52V149H53ZM64 148H65V147H64ZM79 148H80V146H79ZM87 148L89 149V147H87ZM95 148H96V147H95ZM98 148H99V147H98ZM122 148H123V147H122ZM122 148H121V149H122ZM139 148H140V147H138V149H139ZM147 148H148V147H147ZM0 149H2V147H1ZM8 149L11 150L10 148H8ZM8 149H7V150H8ZM25 149H26V148H25ZM32 149H33V146H32ZM42 149H44V148H42ZM46 149H47V150H48V149H51V147L46 148ZM59 149H60V148H59ZM76 149H77V148H76ZM92 149H93V148H92ZM121 149H120V150H121ZM124 149H125V148H124ZM154 149H155V148H154ZM199 149H201V148H199ZM204 149H205V148H204ZM17 150H18V149H17ZM26 150H27V149H26ZM80 150H81V149L78 150L79 153H80ZM82 150H83V149H82ZM82 150H81V151H82ZM85 150H86V149H85ZM98 150H99V149H98ZM110 150H111V148H110ZM110 150H108L109 152H105V153H106V154H105L106 156H107V153H108V158H109V157L112 158L111 156H109ZM115 150H116V149H115ZM122 150H123V149H122ZM127 150H128V149H127ZM201 150H202V149H201ZM201 150H200V151H201ZM4 151H5V154H6V152H7L6 149H5ZM36 151H35V152H36ZM42 151H44V150H42ZM42 151H41V152H42ZM51 151H52V150H51ZM51 151L49 150L48 152L51 153ZM66 151H67V150H66ZM72 151H73V150H72ZM88 151H89V150H88ZM93 151H94V150H93ZM96 151H97V149H96ZM100 151H101V149H100ZM106 151H107V150H106ZM123 151H125V150H123ZM164 151H165V150H164ZM1 152H3V151H1ZM16 152H17V151H16ZM26 152H28V151H26ZM29 152H30V151H29ZM89 152H90V151H89ZM111 152H112V151H111ZM154 152H155V151H154ZM154 152H153V153H154ZM173 152H174V151H173ZM240 152H241V150H240ZM3 153H4V152H3ZM3 153H2V154H3ZM8 153H9V152H7V155H6L7 157L10 156V155H8ZM13 153H14V152H13ZM19 153H20V152H19ZM37 153H36V154H37ZM43 153H44V152H43ZM54 153H55V152H54ZM57 153H58V152H57ZM70 153H71V152H70ZM96 153H97V155H98L99 152L97 151ZM102 153H103V152H102ZM159 153H160V152H159ZM15 154H16V153H15ZM17 154H18V153H17ZM27 154H28V153H27ZM27 154H25V155H27ZM31 154H32V153H31ZM34 154H35V153H34ZM61 154H62V153H61ZM72 154H74V153H72ZM72 154H71V155H72ZM81 154H82V153H81ZM81 154H80V156H81ZM100 154H101V153H100ZM110 154H111V153H110ZM136 154H137V153H136ZM156 154H157V153H155V155H156ZM11 155H12V153H11ZM20 155H21V153H20ZM22 155H23V154H22ZM28 155H29V154H28ZM39 155H40V153H39ZM41 155H42V153H41ZM46 155H47V154H46ZM65 155H66V154H65ZM67 155H68V154H67ZM77 155H79L78 152H77ZM82 155H83V154H82ZM90 155H91V154H90ZM151 155H152V154H151ZM201 155H202V154H201ZM204 155H205V154H204ZM1 156H2V155H0V158H1ZM14 156H16V155H14ZM14 156H13V159L16 158L17 160H15V162H18V158H19V160H20V157H17V156L14 157ZM29 156H30V155H29ZM37 156H38V155L35 156V159H36ZM80 156L77 157V158H80ZM85 156H86V155H85ZM98 156H99V155H98ZM100 156H102V155H100ZM115 156L117 157V153H116ZM206 156H208V155L206 154ZM218 156H219V155H218ZM3 157H4V156H3ZM3 157H2V158H3ZM22 157H23V156H22ZM33 157H34V155H33ZM45 157H46V156H45ZM58 157H59V156H58ZM65 157L67 158V156H65ZM74 157H75V156H74ZM82 157H84V155H83ZM103 157H104V156H103ZM124 157L127 158L128 156H124ZM161 157H162V156H160L159 158H161ZM167 157H168V156H167ZM187 157H188V156H187ZM187 157H186V158H187ZM216 157H217V156H216ZM230 157H231V156H230ZM255 157H256V156H255ZM255 157H254V158H255ZM8 158H9V157H8ZM8 158H7V159H8ZM11 158H12V157H11ZM26 158H27V157H26ZM38 158H39V157H38ZM38 158H37V159H38ZM52 158H53V157H52ZM52 158H51V159H52ZM86 158H87V157H85L84 160H87V159H88V158H87V159H86ZM119 158H121V159H119ZM189 158H190V157H189ZM191 158H192V157H191ZM9 159H10V158H9ZM21 159L23 160V158H21ZM39 159H40V158H39ZM44 159H45V158L42 157V159H40L41 162L44 161ZM46 159H47V157H46ZM89 159H91V156H90ZM99 159H100V157H99ZM105 159H106V157L104 158V161H105ZM117 159H119V161L117 160V162L121 163L122 165L124 164V163H122V162L120 161V160H122V157H121V156L118 157ZM127 159H128V158H127ZM231 159H232V158H231ZM0 160H1V159H0ZM5 160H6V159H5ZM22 160H21V161H22ZM27 160H29V159L27 158ZM32 160H33V158H32ZM54 160H55V158H54ZM56 160H57V158H56ZM64 160H66V159H64ZM73 160H74V159H73ZM77 160H78V159H77ZM80 160H82V159L80 158ZM102 160H103V158H102ZM107 160L109 161V159H107ZM161 160L163 161L162 158H161ZM194 160H195V159H194ZM255 160H256V159H255ZM261 160H262V159H261ZM6 161H7V160H6ZM21 161H20V162H21ZM23 161H24L23 163H27V162H25V160H23ZM37 161H38V160H37ZM37 161H36V162H37ZM61 161H63V160L61 159ZM61 161H60V162H61ZM88 161H89V160H88ZM90 161H91V160H90ZM90 161H89V162H90ZM92 161H93V160H92ZM99 161H100V160H99ZM115 161H116V159H114V162H115ZM122 161H124V160H122ZM186 161H187V160H186ZM2 162H3V161H1L0 163L3 164ZM7 162H8V161H7ZM11 162H12V159H11ZM15 162H14V163H15ZM20 162H19V163H20ZM33 162H34V161H32V163H33ZM38 162H40V161H38ZM64 162H66V161H64ZM64 162H63V164H64ZM69 162H70V161H69ZM73 162H74V161H73ZM78 162H79V160H78ZM89 162H88V163H89ZM100 162H101V161H100ZM109 162H110V161H109ZM111 162H112V164L114 163V162L112 161V159H111ZM28 163H29V166H30L31 164H30L29 161H28ZM88 163H87V165H88ZM98 163H99V162H98ZM98 163H97V164H98ZM4 164H6V163L4 162ZM10 164H11V163H10ZM15 164H16V163H15ZM17 164H18V163H17ZM17 164H16V165H17ZM35 164H36V163H35ZM39 164H40V163H39ZM68 164H69V163H68ZM73 164H74V163H73ZM73 164H72V166H73ZM80 164H81V163H80ZM107 164H108V163H107ZM114 164H117V163L115 162ZM126 164L128 165L127 162H126ZM58 165H59V164H58ZM65 165H66V167H67V163H66ZM82 165H83V164H82ZM17 166H18V165H17ZM19 166H20V164H19ZM24 166H25V165L23 164L22 168H23ZM32 166H35V165H32ZM39 166H40V165H39ZM62 166H63V165L61 164V167H62ZM80 166H81V165H80ZM80 166H79V167H80ZM83 166H84V165H83ZM83 166H82V170H83ZM98 166H100V165L98 164ZM107 166H108V165H107ZM123 166H124V165H123ZM123 166H122V167H123ZM236 166H237V165H236ZM25 167H27V166H25ZM36 167H37V164H36ZM45 167H46V166H45ZM87 167H88V166L85 165V168H87ZM90 167H91V166H90ZM93 167H94V166H92V168H93ZM117 167H118V165H117ZM2 168H3V166H2ZM13 168H17V167H13ZM20 168H21V167H20ZM20 168H18V169L20 170ZM29 168H30V167H29ZM29 168H28V169H29ZM31 168H32V167H31ZM38 168H39V167H38ZM62 168H63V167H62ZM67 168H68V167H67ZM114 168H116V167H114ZM130 168H132V167H130ZM133 168H134V167H133ZM133 168H132V169H133ZM208 168H210V167H208ZM0 169H1V168H0ZM5 169H6V168H5ZM23 169H24V168H23ZM33 169H34V167H33ZM52 169H54V168H52ZM56 169H57V168H56ZM77 169H78V168H77ZM87 169H88V168H87ZM109 169H110V167H109ZM117 169H119V167H118ZM29 170H31V169H29ZM38 170L40 171V169H38ZM45 170H46V169H45ZM54 170H55V169H54ZM60 170H61V168H60ZM63 170H64V169H63ZM65 170H66V169H65ZM65 170H64V171H65ZM74 170H75V169H74ZM82 170H81V173H82ZM88 170H89V169H88ZM90 170H91V169H90ZM90 170H89V171H90ZM93 170H94V169H93ZM119 170H121V168H120ZM13 171H14V170H13ZM16 171H17V170H16ZM21 171H22V170H21ZM25 171H26V170H25ZM57 171H59V170H57ZM69 171H70V169H69ZM100 171H101V170H100ZM104 171H106V169H104ZM109 171H111V170H109ZM129 171H130V169H129ZM23 172H24V171H23ZM23 172H22V173H23ZM31 172H32V171H31ZM46 172H48V171L46 170ZM49 172H50V171H49ZM83 172H84V171H83ZM111 172H112V171H111ZM115 172H116V171H115ZM121 172H123V171H121ZM0 173H2V171H1ZM13 173H17V172L14 171ZM13 173H12V174H13ZM22 173H21V174H22ZM75 173H76V172H75ZM85 173H86V172H85ZM116 173H117V172H116ZM134 173H135V172H134ZM222 173H223V172H222ZM37 174H38V173H37ZM49 174H50V173H49ZM53 174H54V173H53ZM57 174H58V173H57ZM82 174H83V173H82ZM95 174H96V173H95ZM117 174H118L117 176H119V173H117ZM121 174H122V173H121ZM202 174H203V173H201V175H202ZM229 174H230V173H229ZM242 174H243V173H242ZM4 175H5V174H4ZM4 175H3V176H4ZM15 175H16V174H15ZM15 175H14V177H15ZM17 175L19 176V174H17ZM23 175H24V174H23ZM23 175H22V176H23ZM25 175H27V173H26ZM65 175H66V174H65ZM76 175H77V174H76ZM86 175H87V174H86ZM100 175H101V172H100ZM107 175H108V173H107ZM156 175H157V174H156ZM245 175L248 176V173L245 174ZM5 176H6V175H5ZM9 176H10V178H13V177H11V175H9ZM9 176H8V174H7V177H8V178H9ZM67 176H68V175H67ZM72 176H73V175H72ZM78 176H80V175H78ZM108 176L112 177L111 175H108ZM167 176H168V175H167ZM0 177H1V176H0ZM20 177H21V176H20ZM50 177H51V176H50ZM74 177L76 178L75 174H74ZM98 177H100L99 174H98ZM98 177H97V178H98ZM113 177H115V176H113ZM228 177H229V176H228ZM68 178H69V177H68ZM83 178H84V177H83ZM85 178H86V176H85ZM88 178H89V177H88ZM118 178L120 179V177H118ZM149 178H150V177H149ZM197 178H198V177H197ZM23 179H24V178H23ZM62 179H63V178H62ZM81 179H82V178H81ZM100 179H101V178H100ZM115 179H116V178H115ZM169 179H170V178H169ZM202 179H203V178H202ZM19 180H20V179L18 178V181H19ZM40 180H41V179H40ZM49 180H50V178H49ZM49 180H48V181H49ZM72 180H73V179H72ZM87 180H88V179H87ZM205 180H206V179H205ZM218 180H219V179H218ZM10 181H11V180H10ZM12 181H13V179H12ZM20 181H21V180H20ZM41 181H42V180H41ZM43 181H44V180H43ZM69 181H70V179H69ZM156 181H157V180H156ZM2 182H4V180H3ZM6 182H7V181H6ZM25 182L27 183V181H25ZM57 182H58V181H57ZM81 182H82V180H81ZM95 182H96V181H95ZM124 182H125V181H124ZM231 182H232V181H231ZM73 183H74V182H73ZM100 183H101V182H100ZM142 183H143V182H142ZM158 183H159V182H157L156 186L158 185ZM220 183H221V182H220ZM236 183H237V184H236ZM236 183H233V184L238 185V182H236ZM260 183H261V182H260ZM17 184H18V183H17ZM51 184H52V183H51ZM96 184H97V183H96ZM159 184H160V183H159ZM216 184H219V183L216 182ZM7 185H8V184H7ZM27 185H29V184H27ZM47 185H48V184H47ZM52 185H54V184H52ZM59 185H60V184H59ZM90 185H91V184H90ZM174 185H175V184H174ZM210 185H211V184H210ZM222 185H223V184H222ZM9 186H10V184H9ZM17 186H18V185H17ZM110 186H112V185H110ZM127 186H128V185H127ZM131 186H132V184H131ZM204 186H205V185H204ZM0 187H2V186H0ZM10 187H12V185H11ZM235 187H236V186H234L233 189H235ZM3 188H4V187H3ZM17 188H18V187H17ZM84 188H85V187H84ZM95 188H96V187H95ZM95 188H94V189H95ZM134 188H135V186H134ZM134 188H133V190H134ZM231 188H232V186H231ZM231 188H230V189H231ZM239 188H240V187H239ZM13 189H14V188H13ZM91 189H92V188H91ZM128 189H131V190H132V187L129 188V186H128ZM143 189H144V188H143ZM213 189H214V188H213ZM217 189H218V188H217ZM2 190H3V189H2ZM2 190H1V191H2ZM9 190H10V189H9ZM96 190H97V188H96ZM104 190H105V189H104ZM136 190H137V189H136ZM208 190H209V189H208ZM231 190H232V189H231ZM235 190H236V189H235ZM1 191H0V192H1ZM13 191H15V190H13ZM58 191H59V190H58ZM76 191H77V190H76ZM192 191H193V190H192ZM214 191H215V190H214ZM237 191H238V190H237ZM4 192H6V191H4ZM20 192H21V191H20ZM73 192H74V191H73ZM77 192H78V191H77ZM98 192H99V191H98ZM134 192H135V191H134ZM156 192H157V191H156ZM208 192H209V191H208ZM238 192H240V191H238ZM7 193H8V190H7ZM11 193H12V192H11ZM11 193H9V196H10ZM14 193H15V192H14ZM22 193H23V191H22ZM117 193H118V192H117ZM219 193H220V192H219ZM3 194H4V193H3ZM58 194H59V193H58ZM60 194H61V193H60ZM85 194H88V192L85 193ZM119 194H121V193H119ZM172 194H173V193H172ZM13 195H14V194H13ZM15 195H16V194H15ZM61 195H62V194H61ZM78 195H80L79 192H78ZM88 195H89V194H88ZM98 195H99V193H98ZM111 195H113V194H111ZM111 195H110V197H111ZM174 195H175V194H174ZM218 195H219V194H218ZM4 196H5V194H4ZM4 196H3V197L1 196V197H2V198H6V197H4ZM7 196H8V194H7ZM24 196H25V195H24ZM47 196H48V195H47ZM76 196H77V195H76ZM117 196H118V195H117ZM168 196H169V195H168ZM223 196H224V195H223ZM227 196H228V195H227ZM243 196H244V195H243ZM11 197H13V196H11ZM114 197H115V195L112 197L113 200H117V199H114ZM217 197H218V196H217ZM217 197H216V198H217ZM2 198H1V199H2ZM13 198H14V197H13ZM28 198H29V197H28ZM107 198H108V195H107ZM1 199H0V200H1ZM10 199H11V198H10ZM14 199H16V198H14ZM88 199H89V198H88ZM96 199H97V198H96ZM132 199H133V198H132ZM132 199H131V200H132ZM190 199H191V198H190ZM210 199H211V198H210ZM247 199H248V198H247ZM17 200H18V199H17ZM19 200H20V199H19ZM28 200H29V199H28ZM4 201H5V199H4ZM11 201H14V200H11ZM11 201H10V202H11ZM60 201H61V200H60ZM83 201H85V200H83ZM88 201H90V204H91V203L93 204V202H91V199L88 200ZM88 201H87V202H88ZM95 201L98 202V199L95 200ZM110 201H111V200H109V202H110ZM134 201H136V200H134ZM137 201H138V200H137ZM139 201H140V200H139ZM139 201H138V202H139ZM2 202H3V201H2ZM6 202H8V197H7V200L5 201V203H6ZM20 202H21V201H20ZM77 202H79V200H78ZM112 202H113V201H112ZM140 202H142V201H140ZM158 202H159V201H158ZM160 202H161V200H160ZM160 202H159V203H160ZM88 203H89V202H88ZM100 203L102 204V201H101ZM115 203H116V202L114 201V205H115ZM232 203H233V202H232ZM0 204H1V203H0ZM21 204H22V203H21ZM78 204H80V203H78ZM95 204H96V202L94 203V205H95ZM206 204H207V203H206ZM240 204H241V202H240ZM2 205H4V204H2ZM19 205H20V204H19ZM102 205H103V204H102ZM6 206H7V203H6ZM9 206H10V203H9ZM81 206H82V205H81ZM83 206H84V203H83ZM198 206H199V205H198ZM14 207H15V206H14ZM14 207H13V208H14ZM16 207H17V206H16ZM18 207H19V206H18ZM92 207H93V206H92ZM92 207H90V208L92 209ZM103 207H104V206H103ZM106 207H107V206H106ZM118 207H120V206H118ZM23 208H24V206H23ZM75 208H76V207H75ZM95 208H96V207H95ZM95 208H94V211H95ZM97 208H99V207H97ZM97 208H96V209H97ZM108 208H109V207H108ZM131 208H132V207H131ZM6 209H7V207H6ZM14 209H17V208H14ZM14 209H13V210H14ZM86 209H87V208H86ZM103 209H104V208H103ZM123 209H124V208H123ZM138 209H139V208H138ZM0 210L2 211V208H1V207H0ZM84 210H85V209H84ZM88 210H89V209H88ZM121 210H122V208H121ZM16 211H17V210H16ZM16 211H15V212H16ZM91 211L93 212V209H92ZM98 211H100V210H97V212H98ZM25 212H26V211H25ZM85 212H86V211H85ZM85 212H84V213H85ZM122 212H123V211H122ZM126 212H127V210H126ZM135 212H136V210H135ZM145 212H147V211H145ZM12 213H13V212H12ZM18 213H20V212H18ZM18 213H17V214H18ZM80 213H81V212H80ZM82 213H83V212H82ZM99 213H100V212H99ZM147 213H148V212H147ZM40 214H41V213H40ZM93 214H95V213H93ZM116 214H117V213H116ZM132 214H133V213H132ZM138 214H140V212H139ZM143 214H144V213H143ZM153 214H154V213H153ZM5 215H6V214H5ZM23 215H25V214H23ZM77 215H78V214H77ZM127 215H128V214H127ZM141 215H142V214H141ZM150 215H151V214H150ZM2 216H4V213H3ZM65 216H66V214H65ZM87 216H88V214H87ZM89 216H90V215H89ZM92 216H93V218H94V215H92ZM92 216H91V217H92ZM133 216H134V215H133ZM222 216H223V215H222ZM0 217H1V216H0ZM6 217H7V216H6ZM10 217H12V216H8V218H10ZM14 217H16V216H14ZM36 217H37V216H36ZM63 217H64V216H63ZM131 217H132V216H131ZM153 217H154V216H153ZM12 218H13V217H12ZM24 218H25V217H24ZM24 218H23V219H24ZM38 218H39V217H38ZM66 218H67V217H66ZM89 218H90V217H89ZM95 218H96V217H95ZM95 218H94V219H95ZM0 219H1V218H0ZM109 219H110V218H109ZM117 219H118V218H117ZM152 219H153V218H152ZM172 219H173V218H172ZM77 220H78V219H77ZM123 221H125V220H123ZM161 221H162V220H161ZM93 222H94V221H93ZM93 222H92V223H93ZM100 222H101V221H100ZM115 222H116V221H115ZM125 222L128 223L127 220H126ZM143 222H144V221H143ZM155 222H156V221H155ZM172 222H173V221H172ZM0 223H1V222H0ZM24 223H25V221H24ZM36 223H37V222H36ZM43 223H44V222H43ZM95 223H96V222H95ZM144 223H145V222H144ZM146 223H147V222H146ZM158 223H159V222H158ZM25 224H26V223H25ZM33 224H34V223H33ZM38 224H40V223H38ZM38 224H37V225H38ZM93 224H94V223H93ZM122 224H123V223H122ZM1 225H2V224H1ZM14 225H15V224H14ZM19 225H20V224H19ZM88 225H89V224H88ZM112 225H113V224H112ZM115 225H116V224H115ZM126 225H127V224H125L124 226H126ZM175 225H176V224H175ZM178 225H179V223L177 224V226H178ZM40 226H43V225H40ZM40 226H39V228H40ZM76 226H77V225H76ZM93 226H94V225H93ZM108 226H109V225H108ZM128 226H129V225H128ZM128 226H127V227H128ZM2 227H3V226H2ZM2 227H1V228H2ZM4 227H6V225H5ZM8 227H9V225H8ZM36 227H37V226H36ZM94 227H95V226H94ZM127 227H125V228H127ZM133 227H134V226H133ZM135 227H136V226H135ZM1 228H0V229H1ZM11 228H13V226H12ZM39 228H37V229L40 230ZM44 228H45V227H44ZM48 228H49V227H48ZM111 228H112V227H111ZM114 228H115V226H114ZM158 228H159V227H158ZM2 229H3V228H2ZM2 229H1V230H2ZM5 229H7V227H6ZM56 229H57V228H56ZM116 229H117V228H116ZM159 229H160V228H159ZM7 230H8V229H7ZM7 230H5V234H6V231H7ZM14 230H17V229L14 228ZM14 230H13V231H14ZM41 230H42V229H41ZM41 230H40V231H41ZM71 230H72V229H71ZM3 231H4V230H3ZM3 231H2V232H3ZM8 231H11V229L8 230ZM28 231H29V230H28ZM75 231H76V230H75ZM100 231H101V230H100ZM104 231H105V230H104ZM129 231H130V230H129ZM18 232H19V231H18ZM29 232H30V231H29ZM71 232H72V231H71ZM90 232H91V231H90ZM92 232H93V231H92ZM101 232H102V231H101ZM168 232H169V231H168ZM219 232H220V231H219ZM9 233H10V232H9ZM11 233H14V232H11ZM15 233H16V232H15ZM75 233H76V232H75ZM0 235H1V234H0ZM99 235L101 236L102 234H99ZM103 235L105 236V234H103ZM108 235H109V234H108ZM116 235H117V234H116ZM164 235H165V234H164ZM215 235H217V234H215ZM106 236H107V235H106ZM146 236H147V235H146ZM155 236L157 237L156 234H155ZM160 236H161V235H160ZM225 236H226V235H225ZM16 237H17V236H16ZM16 237H15V238H16ZM102 237H103V236H102ZM109 237H110V236H108V239H110ZM142 237H143V236H142ZM148 237H149V236H148ZM185 237H186V236H185ZM26 238H27V237H26ZM38 238H39V236H38ZM67 238H68V236H67ZM146 238H147V237H146ZM153 238H154V237H153ZM161 238H162V236H161ZM196 238H197V237H196ZM22 239H23V238H22ZM83 239H84V238H83ZM26 240H27V239H26ZM79 241H80V243H82L81 240H79ZM82 241H83V240H82ZM124 241H125V239H124ZM144 241H145V240H144ZM21 242H22V241H21ZM76 242H77V241H76ZM27 243H28V242H27ZM126 243H127V241H126ZM189 243H190V242H189ZM39 244H40V243H39ZM23 245H24V244H23ZM26 245H27V244H26ZM29 245H30V244H29ZM40 245H41V244H40ZM123 245H124V244H123ZM169 245H171V244H169ZM34 246H36V245L34 244ZM49 246H50V245H49ZM52 246H53V245H52ZM126 246H127V245H126ZM171 246H172V245H171ZM262 246H263V245H262ZM7 247H8V246H7ZM28 247H29V246H28ZM30 247H31V246H30ZM32 247H33V246H32ZM39 247H40V246H38V248H39ZM117 247H118V246H117ZM119 247H120V246H119ZM119 247H118V248H119ZM147 247H148V246H147ZM169 247H170V246H169ZM33 248H34V247H33ZM43 248H44V247H43ZM55 248H56V247H55ZM57 248H58V247H57ZM112 248H114V247H112ZM122 248H123V246H122ZM122 248H121V249H122ZM191 248H192V247H191V245H190V248H189V249L191 250ZM110 249H111V248H110ZM114 249H115V248H114ZM116 249H117V248H116ZM170 249H171V248H170ZM112 250H113V249H112ZM117 250H118V249H117ZM123 250H124V249H123ZM123 250H122V252H123ZM132 250H133V249H131V251H132ZM134 250H135V249H134ZM187 250H188V249H187ZM192 250H193V249H192ZM119 251H120V250H119ZM119 251H118V252H119ZM125 251H126V252L128 251V249L126 250V247H125ZM48 252H49V251H48ZM53 252H54V251H53ZM128 252H129V251H128ZM253 252H254V251H253ZM37 253H38V252H37ZM104 253L107 254L106 252H104ZM211 253H212V252H211ZM213 253H214V252H213ZM113 254H114V253H113ZM260 254H261V253H260ZM40 255H41V254H40ZM87 255H88V254H87ZM89 255H90V253H89ZM89 255H88V256H89ZM107 255H108V254H107ZM119 255H120V254H119ZM121 255H122V254H121ZM127 255H128V254H127ZM99 256H101V254H100ZM115 256H116V255H115ZM115 256H114V257H115ZM117 256H118V255H117ZM43 257H44V255H43L41 258H43ZM134 257H136V255H135ZM253 257H254V256H253ZM124 258H125V257H124ZM176 258H177V257H176ZM43 259H45V257H44ZM177 259H178V258H177ZM251 259H252V258H251ZM256 259H257V258H256ZM256 259H253V260L256 261ZM33 260H34V259H33ZM45 260H46V259H45ZM75 260H76V259H75ZM120 260H121V259H120ZM128 260L131 261V260H130V257L128 258ZM251 261H252V260H251ZM38 262H39V261H38ZM76 262H77V261H76ZM123 262H124V260H123ZM125 262H126V261H125ZM161 262H162V261H161ZM192 262H193V260H192ZM192 262H191V263H192ZM262 262H263V261H262ZM121 263H122V262H121ZM130 263H133V262H130ZM179 263H180V262H179ZM185 263H187V262H185ZM189 263H190V262H189ZM189 263H188V264H189ZM163 264H164V263H163ZM182 264H183V263H182ZM193 264H194V263H193ZM263 264H264V263H263Z\"/></svg>", "mask_w": 264, "mask_h": 264}]
</instances>
